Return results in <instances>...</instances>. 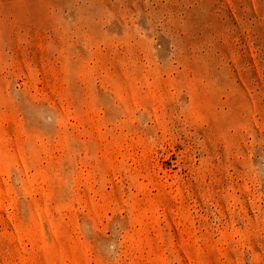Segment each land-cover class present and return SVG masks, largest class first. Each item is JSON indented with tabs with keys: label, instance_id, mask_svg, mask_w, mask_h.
Here are the masks:
<instances>
[{
	"label": "rangeland",
	"instance_id": "374dc122",
	"mask_svg": "<svg viewBox=\"0 0 264 264\" xmlns=\"http://www.w3.org/2000/svg\"><path fill=\"white\" fill-rule=\"evenodd\" d=\"M0 264H264V0H0Z\"/></svg>",
	"mask_w": 264,
	"mask_h": 264
}]
</instances>
